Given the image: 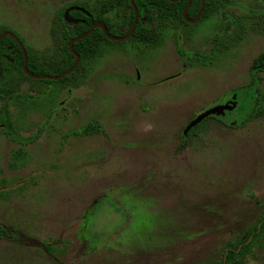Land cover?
Segmentation results:
<instances>
[{"label": "rangeland", "instance_id": "1", "mask_svg": "<svg viewBox=\"0 0 264 264\" xmlns=\"http://www.w3.org/2000/svg\"><path fill=\"white\" fill-rule=\"evenodd\" d=\"M84 1L98 0H0V28L16 32L34 64L53 66L59 9ZM226 1L181 44L186 55H211L213 36L239 17L241 40L222 46L207 67H183L167 36L145 60L127 49L95 66L86 61L83 84L61 91L53 111L34 108L47 107L46 96L28 101L29 111L11 105L22 143L0 125V226L12 234L0 238V264H210L228 242L260 228L264 102L239 124L252 111L250 69L264 52V0ZM33 84L22 82L19 93L44 86ZM229 99L236 107L225 120L237 127L207 118L184 133ZM85 128L93 131L73 135ZM243 264H264V244Z\"/></svg>", "mask_w": 264, "mask_h": 264}, {"label": "trees", "instance_id": "2", "mask_svg": "<svg viewBox=\"0 0 264 264\" xmlns=\"http://www.w3.org/2000/svg\"><path fill=\"white\" fill-rule=\"evenodd\" d=\"M138 11L139 20L136 24L133 34L124 42H114L106 38L103 31L99 28L95 29L89 36L74 43L73 50L80 56V62L73 72L55 80H32L22 70L23 54L18 44L9 36L5 37L0 42V51L8 49L12 45L16 51L15 64L9 65L11 73H4L0 80V99L6 97L17 98L20 96L14 93L18 90V84L24 80L32 83L40 82L44 86L55 84L54 91H59L64 87L79 88L84 82L86 76V67L84 63L89 62L88 59L94 60L97 56L105 54L109 49L116 48L117 50L131 49L136 58L149 55L151 50L163 46V41L167 35H170L174 42L179 45L182 40L186 39L193 33V29L199 27L201 23L217 13H222L227 4L226 0H205L203 11L194 24H189L185 21L183 12L188 6V0H180L171 2L169 0H133ZM203 0H190V5L187 10V17L195 19L202 7ZM72 7V8H71ZM82 7V8H80ZM70 8V9H69ZM61 17H69L78 22L70 23L65 18L66 27L63 31L64 47L58 55L56 66H39L33 63V57L30 55L28 69L34 75H49L59 76L74 66L76 55L68 48L69 42L77 36L86 33L95 23H104L107 26L110 35L122 38L129 34L133 22L135 20V10L130 0H100L93 7L79 2H74L64 7L60 11ZM254 16V15H252ZM243 24L239 17L229 23V30H224V35H217L215 39V50L220 49L224 44V36H229V42L237 41L243 31ZM4 31L0 29V34ZM186 63L190 65H205L209 57L201 55L198 52L189 55H184L182 50L179 51ZM213 56H216L214 52ZM6 63V62H5ZM251 73L253 81L257 84L261 81L264 75V52L260 54L251 65ZM38 96L44 97L42 87H40ZM53 91V92H54ZM252 111L247 118L252 119L262 111L263 102L260 100L259 88H255L253 92ZM51 98V93L47 96ZM31 97H26L30 100ZM50 101V99H49ZM5 110V109H4ZM8 113V110H5ZM3 119V122L9 121ZM6 122L8 129H11ZM204 126V125H203ZM238 126V125H236ZM196 131L199 126L195 127ZM90 131L91 129H87ZM10 131V130H9ZM194 131V130H193ZM103 206V205H102ZM261 216L256 222L257 226L247 232L242 238L236 241L228 242L225 249L222 251L221 258L210 264H243L247 255H249L256 246L264 244V207L262 208ZM12 234L0 226V238H11Z\"/></svg>", "mask_w": 264, "mask_h": 264}, {"label": "flooded vegetation", "instance_id": "3", "mask_svg": "<svg viewBox=\"0 0 264 264\" xmlns=\"http://www.w3.org/2000/svg\"><path fill=\"white\" fill-rule=\"evenodd\" d=\"M100 0H98L95 4H89V3H87V2H80L81 4H87V5H89V6H91V7H93L94 5H96L98 2H99ZM73 3V2H72ZM72 3H67L66 5H63L60 9H59V14H58V16H59V22H55V24H54V27H53V30H51V34L54 36V37H56V30H58L59 31V35H60V40L62 39V41H61V44H60V46H59V48H60V52L59 53H61V50H63V47H64V37H63V31H64V28L66 27V25H65V23H64V19L66 18L67 20H68V22H70V23H76V22H78V21H76V20H74V19H70L69 17H67V16H65V17H61V15H60V11H61V9L62 8H64V7H66V6H68L69 4H72ZM72 8V7H71ZM80 8H82V7H80ZM70 9V8H69ZM255 15V14H254ZM138 20H139V16H138ZM138 22V21H137ZM98 23H100V22H98ZM134 23V22H133ZM229 23H231V22H227L226 23V25L223 27V32H224V30H229ZM96 24V23H95ZM101 24H103L104 26H105V28H106V30H107V33L109 34V32H108V29H107V26L104 24V23H101ZM189 24H191V23H189ZM194 24V23H193ZM133 26V25H132ZM243 26H244V24H243ZM93 27V26H92ZM91 27V28H92ZM1 28H3L4 29V31L0 34V36L3 34V33H10L11 35H6V36H4L1 40H0V42L5 38V37H7V36H9V37H11L17 44H18V46H19V48H20V50H21V52H22V54H23V64H22V70H23V72L25 73V71H24V65H25V56H24V52H23V50H22V48H21V46H20V44H19V41L22 43V45H23V48H24V50H25V53H26V57H27V61H26V67L28 66V63H29V57H30V55L33 57V55H34V53L32 52V51H30V54H29V51H27V49L25 48V45H24V43H23V41H21V39L18 37V35L16 34V32H14V31H12L11 29H9L8 27H6V26H3V27H1ZM0 28V29H1ZM90 28V29H91ZM244 28V27H243ZM89 29V30H90ZM95 29H97V28H95ZM94 29V30H95ZM99 29H101L102 31H103V29L102 28H99ZM132 29V28H131ZM88 30V31H89ZM93 30V31H94ZM92 31V32H93ZM131 31V30H130ZM91 32V33H92ZM134 32V31H133ZM243 32H244V29H243V31H242V33H241V35H240V37H239V39L237 40V41H240L241 40V38H242V36H243ZM90 33V34H91ZM103 33H104V31H103ZM130 33V32H129ZM85 34V33H84ZM89 34V35H90ZM133 34V33H132ZM83 35V34H82ZM88 35V36H89ZM104 35H105V33H104ZM110 35V34H109ZM223 35H224V33H223ZM81 36V35H80ZM106 36V35H105ZM110 36H112V35H110ZM127 36V35H126ZM125 36V37H126ZM167 36H169V37H171L170 35H167ZM166 36V37H167ZM217 36V35H216ZM216 36L214 37L213 36V38H212V48H213V50H215V39H216ZM78 37V36H77ZM112 37H115V36H112ZM76 38V37H75ZM86 38V37H85ZM106 38L108 39V40H110V41H114V40H111V39H109L107 36H106ZM116 38H118V37H116ZM122 38H124V37H122ZM19 41H18V40ZM128 39V38H127ZM126 39V40H127ZM171 39L173 40V38L171 37ZM224 39H225V41H224V44H223V46H227L229 43H228V41H229V37L228 36H224ZM73 40V39H72ZM71 40V41H72ZM82 40V39H81ZM126 40H124V41H126ZM165 40V39H164ZM70 41V42H71ZM124 41H114V42H124ZM174 41V40H173ZM70 42H69V44H70ZM182 42L183 43H185L186 41H185V39L184 40H182L181 41V43L179 44V45H177L175 42V44L177 45V53H178V55H179V51L180 50H182L181 49V44H182ZM163 44H164V41H163ZM74 45V44H73ZM68 48H69V45H68ZM161 48V47H160ZM129 49V48H128ZM158 49V48H157ZM221 49V48H220ZM127 50V49H126ZM125 50V51H126ZM129 50H131V49H129ZM156 49H154V50H151V52H153V51H155ZM213 50H212V52H213ZM117 51H124V50H117L116 48H111V49H109L105 54H103V55H99V56H97L94 60H92V58H90L89 59V63L91 64L92 62L94 63V66H95V62H97V60L98 59H100V58H103L104 56H106V55H109V54H111L112 52H117ZM124 51V52H125ZM132 51V50H131ZM216 51H219V49H217V50H215L214 52L216 53ZM75 52V51H74ZM150 52V53H151ZM182 52H183V54L184 55H186L185 54V52L182 50ZM214 52L211 54V55H205L206 57H213V54H214ZM76 53V52H75ZM194 53H197V52H193L192 54H194ZM74 54V53H73ZM191 54V55H192ZM199 54H201V53H199ZM203 54V53H202ZM76 55V54H75ZM148 55V54H147ZM191 55H189V56H191ZM204 55V54H203ZM79 56V55H78ZM144 56H146V55H144ZM180 56V55H179ZM216 56H217V53H216ZM15 57H16V51H14L13 50V47H12V45H9V47H8V49H5V50H2V51H0V80H1V78H2V76H3V74L4 73H11V70H10V68L8 67L9 65H14L15 64ZM181 58H182V64H183V67H185V68H187L188 66H193V65H190V64H188V63H186V65H185V60H184V58L182 57V56H180ZM58 58V57H57ZM56 58V62H55V64L53 65V66H56L57 65V59ZM145 59H147V58H145V57H141V58H138V60L139 61H141V60H145ZM76 61H77V56H76ZM6 62V63H5ZM79 62H80V56H79ZM209 62H212V61H209ZM209 62H207L205 65H203V66H205V67H207L206 65L209 63ZM76 63V62H75ZM79 64V63H78ZM36 65V64H35ZM75 65V64H74ZM78 66V65H77ZM203 66H200V67H203ZM72 68V67H71ZM27 69H28V67H27ZM28 71H29V69H28ZM138 71V70H137ZM30 72V71H29ZM31 73V72H30ZM26 74V73H25ZM32 74V73H31ZM63 74V73H62ZM27 75V74H26ZM34 75V74H33ZM37 76H44V75H37ZM46 76H49V75H46ZM60 76V75H59ZM67 76V75H66ZM264 76V75H263ZM29 77V76H28ZM52 77H54V76H52ZM55 77H57V76H55ZM65 77V76H64ZM30 78V77H29ZM30 79H32V78H30ZM32 80H36V79H32ZM41 80H47V79H41ZM136 80H137V72H136ZM138 80H140V78H138ZM24 81H28V80H24ZM24 81H22V82H24ZM55 81H58V80H55ZM22 82H20L19 84H18V86H19V88H18V90L14 93V96L17 94L18 96H20L19 97V99H17V98H10V97H6L4 100H1L0 99V103L2 104V106H0V125H2V126H5V128L6 129H8V126H7V124H6V122H9V121H6V122H3V119H9V117H10V122L8 123V125H9V127L12 129V130H15V134L14 135H10L9 133H7V135H8V138H9V140H11L12 141V139L11 138H13V142H17V143H22L20 140H17V130H16V127L14 128V124H13V122H12V112L10 111V109L12 108V106L11 105H13V106H16V107H19L20 109H22L23 111H29V110H31V108H33V104H29L28 103V101H30L33 97H36L38 94H39V89H40V87H42V89H44L43 91H44V94H47V95H45L46 97L49 95V93H51V98H49V97H47L48 98V101H49V99H50V101H49V104H48V106L46 107V106H43L42 104H40V103H38V104H35V106H34V108H37V109H45V108H47L46 110L47 111H49L50 110V108H52L53 107V103H54V101H55V99L57 98V95L61 92V91H63V90H66V89H70V88H68V87H64L63 89H60L59 91H54V89L52 88V87H50V86H39V85H37V92L36 93H32V90L31 91H29V92H26L25 94H24V96H22L20 93H19V91H20V84L22 83ZM28 82H30V81H28ZM31 84H33L32 82H30ZM261 83H263V77H262V79H261V81L258 83V87H255V88H259V95H260V85H261ZM83 84V83H82ZM34 85V84H33ZM81 87V86H80ZM75 89H77V88H75ZM71 90V89H70ZM54 91V92H53ZM31 97V99L30 100H26V97ZM260 100H262V101H264V97H262V96H260ZM231 101V99H229L226 103L228 104L229 102ZM215 106H218V105H214V106H212V107H210V108H208V109H211V108H213V107H215ZM8 110V113L7 112H5V110ZM52 111H53V108H52ZM52 111H50V116H52L53 114H52ZM49 116V117H50ZM225 114H223V115H214V114H212V115H209L207 118H209L210 120H212V121H215L217 124H221L222 126H225V127H228V126H235V127H237L236 126V124L238 123V121H234V122H227L226 120H225ZM257 116V115H256ZM256 116H254V117H256ZM249 117V115L247 116V118ZM206 118V119H207ZM245 119V121H244V123L243 124H239V125H244L247 121H248V119ZM208 119V120H209ZM253 119V118H252ZM249 120H251V119H249ZM187 126V125H186ZM192 130V129H191ZM9 131V130H8ZM91 131H93V130H90V131H88L86 128L84 129V130H81V131H74L73 132V135L74 136H78V135H82V134H84V133H87V132H89V133H91ZM95 131H98V129H96ZM99 131H102V130H99ZM195 134V133H194ZM19 157H21V154H19V153H16V158L15 159H17V158H19Z\"/></svg>", "mask_w": 264, "mask_h": 264}, {"label": "water", "instance_id": "4", "mask_svg": "<svg viewBox=\"0 0 264 264\" xmlns=\"http://www.w3.org/2000/svg\"><path fill=\"white\" fill-rule=\"evenodd\" d=\"M130 1H131L132 5H133V7H134V10H135V20H134V23H133V26H132V29H131L130 33H129L126 37H124V38H116V37H112V36H110V35L107 33V30H106V28H105V26H104L103 24H101V23H96V24H94L93 27H92L89 31H87L85 34H83V35H81V36H78V37L74 38V39L70 42V44H69V49H70V51H71L72 53L76 54V56H77V61H76L75 65H74L72 68H70L69 70H67L66 72H64L63 74H61L60 76H57V77L46 76V75H44V76H37V75H33V74H31V73L28 71L27 67H26L27 57H26L25 50H24V48H23L22 43L17 39V40L19 41V44H20V46H21L23 52H24V56H25L24 71H25V73L27 74V76H29V77L32 78V79H36V80H41V79H47V80H60V79H62L64 76H66V75L70 74L71 72H73V71L75 70V68L77 67L78 63H79V56H78L77 53L74 52V50H73V44H74L75 42H77V41H79V40L84 39L85 37H87V36H88V35H89V34H90L95 28H102L103 31H104V33H105V35H106L109 39L114 40V41H124V40H126L127 38H129V37L132 35V33H133V31H134V29H135V27H136L137 21H138V11H137V8H136V6H135V4H134V1H133V0H130ZM169 1H171V2H178V1H180V0H169ZM204 3H205V0H203L202 7H201V9H200V11H199L197 17H196L195 19H189V18L187 17V10H188V7H189V5H190V0H188V6L186 7V9H185L184 12H183L184 19H185V21H186L187 23H191V24H193V23H196V22H197V20L199 19L200 15H201V13H202V11H203ZM6 35H11V34H10V33H3V34L0 36V40H1L4 36H6ZM11 36H12V35H11ZM235 107H236L235 104H233V103H228L227 105H223V106H215V107H213V108H211V109L206 110L205 112H203L202 114L198 115L195 119L192 120V122H191V123L187 126V128L185 129L184 133L187 134L192 128H194V127L197 126L199 123H201L203 120H205L209 115H212V114H214V115H223V114H225V111H226V110H228V111H229V110H233Z\"/></svg>", "mask_w": 264, "mask_h": 264}]
</instances>
